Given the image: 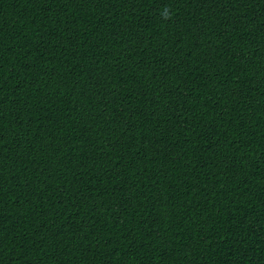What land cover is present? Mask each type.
Listing matches in <instances>:
<instances>
[{
	"label": "trees",
	"instance_id": "1",
	"mask_svg": "<svg viewBox=\"0 0 264 264\" xmlns=\"http://www.w3.org/2000/svg\"><path fill=\"white\" fill-rule=\"evenodd\" d=\"M0 264H264V0H0Z\"/></svg>",
	"mask_w": 264,
	"mask_h": 264
}]
</instances>
